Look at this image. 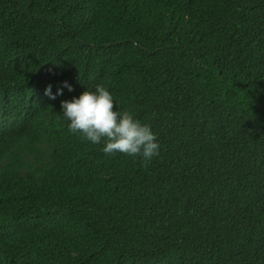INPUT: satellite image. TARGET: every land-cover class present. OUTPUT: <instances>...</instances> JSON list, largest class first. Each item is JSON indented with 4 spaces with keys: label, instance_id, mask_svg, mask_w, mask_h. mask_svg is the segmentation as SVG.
Masks as SVG:
<instances>
[{
    "label": "trees",
    "instance_id": "obj_1",
    "mask_svg": "<svg viewBox=\"0 0 264 264\" xmlns=\"http://www.w3.org/2000/svg\"><path fill=\"white\" fill-rule=\"evenodd\" d=\"M96 84L158 156L68 131ZM0 264H264V0H0Z\"/></svg>",
    "mask_w": 264,
    "mask_h": 264
},
{
    "label": "clouds",
    "instance_id": "obj_2",
    "mask_svg": "<svg viewBox=\"0 0 264 264\" xmlns=\"http://www.w3.org/2000/svg\"><path fill=\"white\" fill-rule=\"evenodd\" d=\"M64 88L71 91L72 85L62 81L53 93L52 85L48 84L44 94L55 99ZM59 115L70 133L79 134L92 144H101L106 155L122 153L148 162L159 154L156 133L131 112L118 108L113 94L101 84L85 87L71 99L61 100Z\"/></svg>",
    "mask_w": 264,
    "mask_h": 264
}]
</instances>
